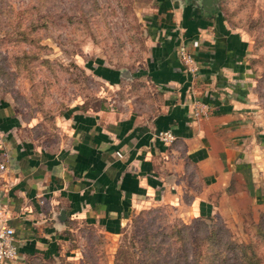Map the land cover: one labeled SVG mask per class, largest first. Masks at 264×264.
Listing matches in <instances>:
<instances>
[{"label":"crops","instance_id":"1","mask_svg":"<svg viewBox=\"0 0 264 264\" xmlns=\"http://www.w3.org/2000/svg\"><path fill=\"white\" fill-rule=\"evenodd\" d=\"M141 10L145 64L128 71L96 57L86 66L110 84L141 79L156 99L68 107L55 150L23 137L19 115L0 99V221L12 228L17 250L0 264H61L66 250L77 249L67 245L74 224L116 235L135 209L150 204L196 217L222 203L264 201V160L257 159L264 158L257 150L264 133L247 99L246 38L225 24L216 5L202 10L190 0H154ZM179 43L197 63L194 76L175 53ZM191 98L208 104L206 116L191 114ZM158 129L174 139L159 141Z\"/></svg>","mask_w":264,"mask_h":264},{"label":"rangeland","instance_id":"2","mask_svg":"<svg viewBox=\"0 0 264 264\" xmlns=\"http://www.w3.org/2000/svg\"><path fill=\"white\" fill-rule=\"evenodd\" d=\"M153 2L0 0V99L9 101L19 115L23 137L55 150L63 136L59 120L68 107L156 99V91L141 79L110 84L86 66L100 57L106 66L141 68L149 53L141 9ZM216 7L225 24L246 38L247 99L252 122L264 133V0H217ZM257 146L264 150L261 143ZM261 158L259 153L257 159ZM241 202L222 203V209L205 213L202 220L167 205H146L135 209L116 235H106L94 225L74 224L72 229L78 228L67 231V245L77 249L66 250L60 263L242 264L228 243L245 244L255 227L264 230V201ZM212 227L219 236L210 246L206 233ZM216 248L222 253L216 254ZM258 254L264 264V241Z\"/></svg>","mask_w":264,"mask_h":264},{"label":"built area","instance_id":"3","mask_svg":"<svg viewBox=\"0 0 264 264\" xmlns=\"http://www.w3.org/2000/svg\"><path fill=\"white\" fill-rule=\"evenodd\" d=\"M175 53L183 65L184 70L190 76H194L197 71V63L191 52L185 47L184 43H179L175 47ZM208 104L204 101H198L191 98V114L195 117L206 116L208 114ZM156 138L163 143H170L174 139V134L169 129H158L155 132ZM4 160H0V169H4ZM13 230L11 227L2 225L0 221V262L6 258H12L16 255V245L13 242Z\"/></svg>","mask_w":264,"mask_h":264},{"label":"trees","instance_id":"4","mask_svg":"<svg viewBox=\"0 0 264 264\" xmlns=\"http://www.w3.org/2000/svg\"><path fill=\"white\" fill-rule=\"evenodd\" d=\"M208 215L200 214V216H196V219H201L203 217H207ZM183 226H185L183 224ZM254 229V228H253ZM178 233L180 230L177 231ZM218 229L215 227H212L209 229L206 233V237L209 238L208 244L210 246L214 245L215 240L217 241L218 236L217 235ZM264 241V230L261 226L255 227L254 232L251 233V235L248 238V241L245 244H235V243H228V249L231 251V253L234 254L235 257H237L238 261L242 264H262L260 256L258 254V245H260ZM216 254L222 253L221 249H215ZM211 253H206L205 256L209 257ZM203 255L200 256V259H203ZM205 261V263H199V264H212L210 263V260Z\"/></svg>","mask_w":264,"mask_h":264},{"label":"water","instance_id":"5","mask_svg":"<svg viewBox=\"0 0 264 264\" xmlns=\"http://www.w3.org/2000/svg\"><path fill=\"white\" fill-rule=\"evenodd\" d=\"M195 5H200L202 10H211L217 4V0H190ZM124 70V69H123ZM59 217L64 218V210L59 211Z\"/></svg>","mask_w":264,"mask_h":264}]
</instances>
